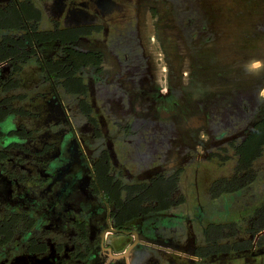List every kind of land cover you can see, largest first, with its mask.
Returning <instances> with one entry per match:
<instances>
[{
	"label": "flooded vegetation",
	"instance_id": "flooded-vegetation-1",
	"mask_svg": "<svg viewBox=\"0 0 264 264\" xmlns=\"http://www.w3.org/2000/svg\"><path fill=\"white\" fill-rule=\"evenodd\" d=\"M134 6L0 0V264H264V77L214 111L201 32L165 82Z\"/></svg>",
	"mask_w": 264,
	"mask_h": 264
},
{
	"label": "rangeland",
	"instance_id": "rangeland-1",
	"mask_svg": "<svg viewBox=\"0 0 264 264\" xmlns=\"http://www.w3.org/2000/svg\"><path fill=\"white\" fill-rule=\"evenodd\" d=\"M114 1L117 5L120 2L125 6L130 3L133 4V2L136 4L133 19L137 28L136 33H138L146 52L152 56L151 60L155 66L154 68L160 73L159 77L165 82L172 77L175 83V79L179 75L184 78L183 83H188V76L191 74V70L194 69L190 64L191 55L188 53L193 49L191 45L192 37L189 36L193 31H196V33L201 32L197 40L199 53L195 56H202L200 62L203 65H209L202 76L205 75L209 78L210 84L213 85V88L216 86L215 89L218 90L216 96L212 98V102L214 105L216 104L213 108L214 111H220L224 114L225 102L221 101V91L233 96L232 99H234V96L238 97L236 93L241 94L237 87H235V90H227L226 88L228 83L234 85L239 81L236 70L239 71L244 68L245 73L249 74L246 75L248 79L255 76L264 77V67L260 69L247 67L253 60L264 61V34L258 38L260 43L257 44H254L255 40L249 34L264 33V0ZM137 6H140L138 12H136ZM185 7H190L193 12L191 15L196 20V22H193L191 29L187 31L180 27V16L175 14L178 11L181 13ZM129 9H133V6H130ZM204 9L209 11L211 9L210 18L204 15ZM184 12L188 13V11ZM188 15L185 17H188ZM134 23L132 24L133 27H135ZM203 25H206L208 31L201 29L200 26ZM203 32L205 34H202ZM128 33H131V29ZM208 33H214V36L210 43H206V46H204L205 41H201L207 37ZM179 35L186 41L185 44L182 43L184 46L179 41ZM254 46H257V48L254 49ZM197 62L199 60L192 63L195 65ZM198 72H200L198 73L199 76L201 70H198ZM182 73L187 75L183 76ZM260 81L264 84V80ZM162 86L164 87V83ZM235 86H237V83ZM223 87L225 90H222ZM235 99L229 102L231 107L228 113L230 115L239 111V109L237 110L238 100ZM233 107H235V111L232 110Z\"/></svg>",
	"mask_w": 264,
	"mask_h": 264
},
{
	"label": "clouds",
	"instance_id": "clouds-1",
	"mask_svg": "<svg viewBox=\"0 0 264 264\" xmlns=\"http://www.w3.org/2000/svg\"><path fill=\"white\" fill-rule=\"evenodd\" d=\"M247 67H249L250 69H260L264 67V61L253 60L248 64Z\"/></svg>",
	"mask_w": 264,
	"mask_h": 264
}]
</instances>
